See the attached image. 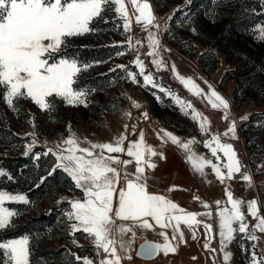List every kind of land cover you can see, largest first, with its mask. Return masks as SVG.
Wrapping results in <instances>:
<instances>
[{"label":"rangeland","instance_id":"374dc122","mask_svg":"<svg viewBox=\"0 0 264 264\" xmlns=\"http://www.w3.org/2000/svg\"><path fill=\"white\" fill-rule=\"evenodd\" d=\"M149 3L160 25V53L168 65L167 70L157 71L151 64L152 58L147 56L150 51L147 33L135 23L134 16L131 32L125 33L123 21L113 10L105 13L107 23L96 20L91 25L97 31L69 38L67 55L77 58L81 63L93 65L78 74L80 87L95 90L88 97L87 107L67 105L58 97L50 98L55 108L49 113L41 110L30 99H24L18 102L21 111L17 114L0 98V169L6 170L14 178L11 181L7 177L0 178V188L13 194H25L30 201L29 204L6 202L5 206L18 211L19 215L13 218L15 226L0 232V238L29 236L31 264H82L75 260L73 253L80 257L96 258L90 238H86L87 234L82 232L71 234V222L65 215L70 210L67 200L80 198L83 193L62 170L57 169L48 175L55 158L51 154L43 155L47 148L54 147L55 143L68 135L69 125L82 140L86 137L92 142H111L125 131L124 124H128L127 146L129 141L138 139V135L130 134L131 126L137 124V131L142 129L145 133L147 145L162 151L165 156L164 159L152 157L157 167L154 170L146 168L148 190L166 195L187 211H206L200 200L212 205L213 218L207 222L214 225L213 247L218 248L219 242L216 216L219 209L214 202L220 200L223 202L221 206L231 207L227 204L226 188L233 192L234 198L243 201L255 199L260 208L259 214L264 216V40L256 39L258 33L254 32L257 24H264V15L259 14L260 0H222L221 5L215 7L214 17L210 15L214 8L211 0H149ZM126 6L131 14L130 3ZM151 30L157 31L155 28ZM128 36L134 38L133 43L140 40L142 44L129 49L126 42ZM84 49L100 51L86 56L83 54ZM137 55L146 65L145 74L151 72L157 83L190 101L195 109L209 118L212 133L227 130L228 123L222 120V112L212 109L206 98L190 94L174 78L171 65L175 64L178 72L185 77H192L204 92H208V85H211L229 101L232 119L237 124V139H231L229 135L222 137V142L233 144L244 166L241 173H235L232 179L226 178L221 183L211 167L206 166V175L201 176L194 171L182 151L170 142L161 141L157 135L159 129L172 132L182 140L195 137L198 143L193 146V150L218 163L226 175L227 170L223 168L226 157L218 153L221 159L217 161L210 149L203 146L202 141L210 136L199 132L198 122L190 118L191 114L184 115L179 106L157 88L151 85L143 87L142 77L137 76L140 82L133 83L126 77L125 71L116 68V65L122 64L138 72L132 63ZM113 68L116 70L110 71ZM132 100L138 102L141 108H134ZM125 111L131 113L130 119L123 118ZM145 112L148 119H143L141 115ZM245 115L248 119L242 120L241 117ZM29 119L33 120L35 127L27 122ZM30 132L36 133L38 143L32 152L25 155V146L32 140L27 135ZM45 141L48 143L45 144ZM111 155L130 159L124 154ZM128 170L134 171V164L129 165ZM242 173L252 177V186L243 180ZM41 177L47 178L36 187ZM171 186H176V190L168 191ZM62 197L66 198L65 201L58 202ZM242 210L251 229L255 221L247 214L246 204L242 205ZM150 222L154 224V221ZM181 227L185 231L186 243L179 245L177 253L167 256L160 252L157 258L151 260L140 258L136 250L146 240L162 243L163 238L158 234L161 229L155 224L150 230L136 229L137 235L131 245L132 258L124 259L123 264H165L167 259L170 262L175 259L179 264H213V260L215 264H223L222 253H211L204 249L202 225L197 229V240L191 238L185 226ZM168 231L170 235L171 230ZM257 235L261 237L255 242L259 254L264 250V234L257 232ZM130 236L129 233L125 239ZM252 243L244 238V234H236V239L226 249L233 253L228 264H250L251 253L243 251L242 245L250 249Z\"/></svg>","mask_w":264,"mask_h":264},{"label":"snow or ice","instance_id":"6c2138e0","mask_svg":"<svg viewBox=\"0 0 264 264\" xmlns=\"http://www.w3.org/2000/svg\"><path fill=\"white\" fill-rule=\"evenodd\" d=\"M127 3L131 5V14ZM211 3L214 8L210 15L214 17L215 7L220 6L222 0H211ZM260 5L259 14L264 15V0H260ZM113 10L123 21L125 33L131 32L134 16L135 23L141 25L142 30L147 33V47L150 49L147 56L152 58L151 64L157 71L167 70L168 65L160 53L161 43L158 36L160 25L149 0H0V98L9 109L19 114L21 109L18 102L30 99L41 110L50 113L55 108L53 99L50 98L57 97L67 105L87 107L88 97L95 90L80 87L78 74L87 71L93 65L81 63L77 58L67 55L69 38L97 31L98 29L91 25L96 20L107 23L105 13H111ZM152 28L157 31H152ZM254 32L258 33L256 39L264 40V24H257ZM133 39L132 36L126 38L129 49H135L136 45L142 44L140 40L133 43ZM132 63L138 68V72H133L122 64L116 65V68L125 71L126 77L133 83L140 82L137 76L142 77L143 87L151 85L157 88L168 95L184 115L191 114L190 118L198 122L199 132L210 136L209 139L202 141L203 146L210 149L212 157L217 161L221 159L218 153H223L226 157L227 162L223 164V168L227 170L226 175L218 163L198 155L193 150V146L198 143L195 137L182 140L172 132L159 129L157 135L161 141L170 142L182 151L194 171L201 176L206 175L204 171L206 166L211 167L221 183H224L226 178L232 179L235 173H241L244 166L238 159L233 144L222 142V137L229 135L231 139H237V124L232 119L229 101L211 85H208V92H204L192 77H185L178 72L175 64L171 65L174 78L190 94L206 98L212 109L222 112V120L228 123L227 130L223 133H212L209 118L195 109L190 101L157 83L151 72L145 74L146 65L139 55ZM116 68L110 71H115ZM157 99L160 97L157 96ZM131 103L134 108H141L135 100ZM141 115L143 119H148L146 112ZM123 118L130 119L131 113L125 111ZM241 119L247 120L248 116L245 115ZM27 122L35 127L32 119ZM128 128L129 125L124 124L125 131L114 137L111 142H92L86 137L82 140L69 125L68 135L43 153L51 154L55 158L48 175H52L57 169L62 170L83 193L80 198L67 200L70 210L65 215L71 222L69 226L71 234L82 232L87 234L86 238H90L96 258L94 260L87 256L80 257L73 253L75 260L81 261L82 264H123L124 259L132 258L131 245L137 235L136 229L150 230L155 224L161 229L158 234L163 238V242H146L136 250L138 256L151 259L160 252L164 255L175 254L179 245L186 243L185 231L181 225L191 233L193 240L198 239L197 229L202 225L205 234L204 249L211 253L218 251L222 253L223 264H228L232 260L233 253L226 249L236 239V234H244V238L254 242L250 249H245L242 245L243 251L251 253L250 264H264V250L258 254L255 243L261 239L257 232L264 234V216L259 214L257 201L234 198L233 192L225 189L227 204L231 207L221 206L223 202L220 200L214 202L219 209L216 212L219 242L218 248L213 247L214 225L207 222L213 218L212 205L200 200L199 197H194L200 200L202 208L206 211H187L166 195L151 193L148 190L149 176L146 174V168L154 170L157 165L152 162V157L159 156L164 159V153L147 145L145 133L142 129L137 131V124L131 126L130 134L138 135V139L129 141L125 146L129 135ZM27 135H30L32 140L25 146V155L32 152L38 143L35 132ZM47 143L45 141V144ZM82 144L88 146H81ZM113 153L124 154L130 159H121L119 156L111 155ZM133 164L134 171H129L128 166ZM3 177L10 181L14 179L6 170L0 169V178ZM46 178L41 177L36 187H39ZM242 178L252 186V177L249 174L242 173ZM173 190H176V186H171L168 191ZM65 199L62 197L58 202H64ZM6 202L30 203L25 194H13L0 188V232L14 227L13 218L19 215L18 211L6 207ZM245 204L247 214L255 221L251 229L242 210V205ZM198 217L205 219L201 220ZM150 221H154V224ZM129 233L131 236L125 239ZM73 243L77 242L74 240ZM30 258L29 236L0 238V264H31Z\"/></svg>","mask_w":264,"mask_h":264},{"label":"water","instance_id":"95a60500","mask_svg":"<svg viewBox=\"0 0 264 264\" xmlns=\"http://www.w3.org/2000/svg\"><path fill=\"white\" fill-rule=\"evenodd\" d=\"M146 242H155V243H158V242L155 241V240H146V241L142 242V243L139 245L138 249H140L141 245H144ZM159 254H160V253H159ZM159 254L156 255L154 258H151V259H155V258H157V257L159 256ZM139 257L142 258V259H144V260H151V259L143 258L142 256H139Z\"/></svg>","mask_w":264,"mask_h":264},{"label":"trees","instance_id":"16d2710c","mask_svg":"<svg viewBox=\"0 0 264 264\" xmlns=\"http://www.w3.org/2000/svg\"><path fill=\"white\" fill-rule=\"evenodd\" d=\"M99 51H100V50H97V49H96V50H93V51H92V50L84 49V50H83L84 53H83V52H82V53L85 54V55L87 56V55H89V54L91 55L92 53H97V52H99ZM36 221H38V219H36ZM32 259H34V257H32Z\"/></svg>","mask_w":264,"mask_h":264},{"label":"crops","instance_id":"0c3cea01","mask_svg":"<svg viewBox=\"0 0 264 264\" xmlns=\"http://www.w3.org/2000/svg\"><path fill=\"white\" fill-rule=\"evenodd\" d=\"M169 260L170 259H167V261H165L166 262L165 264H179V263H176L177 261L175 259L174 260H171V262Z\"/></svg>","mask_w":264,"mask_h":264}]
</instances>
